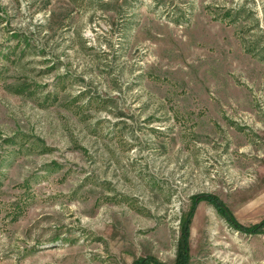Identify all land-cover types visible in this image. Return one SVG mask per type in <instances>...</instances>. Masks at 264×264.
Returning <instances> with one entry per match:
<instances>
[{
    "label": "rangeland",
    "instance_id": "obj_1",
    "mask_svg": "<svg viewBox=\"0 0 264 264\" xmlns=\"http://www.w3.org/2000/svg\"><path fill=\"white\" fill-rule=\"evenodd\" d=\"M264 0H0V264H264Z\"/></svg>",
    "mask_w": 264,
    "mask_h": 264
},
{
    "label": "trees",
    "instance_id": "obj_2",
    "mask_svg": "<svg viewBox=\"0 0 264 264\" xmlns=\"http://www.w3.org/2000/svg\"><path fill=\"white\" fill-rule=\"evenodd\" d=\"M201 200H205L213 204V206L216 207V209L222 214V216L235 228L241 229L245 232H257L261 228L264 227V219L257 225H253L251 227H248L246 229H243L236 221L232 213L222 204L220 203L217 199H214L210 196H206L201 198ZM195 206L192 207L191 211L189 212L188 216L185 218L183 222V245L179 248V255H178V261L177 264H185L186 260L188 258V244H187V238H188V231H189V225L193 216Z\"/></svg>",
    "mask_w": 264,
    "mask_h": 264
}]
</instances>
